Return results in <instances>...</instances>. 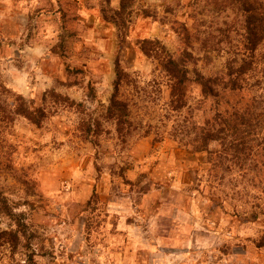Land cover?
I'll use <instances>...</instances> for the list:
<instances>
[{
	"label": "clouds",
	"instance_id": "9594fccd",
	"mask_svg": "<svg viewBox=\"0 0 264 264\" xmlns=\"http://www.w3.org/2000/svg\"><path fill=\"white\" fill-rule=\"evenodd\" d=\"M0 264H264V0H0Z\"/></svg>",
	"mask_w": 264,
	"mask_h": 264
}]
</instances>
